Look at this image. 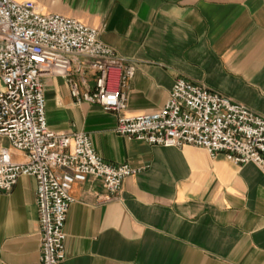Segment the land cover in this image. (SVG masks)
I'll use <instances>...</instances> for the list:
<instances>
[{"label":"crops","instance_id":"crops-1","mask_svg":"<svg viewBox=\"0 0 264 264\" xmlns=\"http://www.w3.org/2000/svg\"><path fill=\"white\" fill-rule=\"evenodd\" d=\"M22 1V0H18ZM100 30V39L134 67L122 114L163 107L183 77L264 117V0H31ZM72 65L71 79L85 83ZM47 126L89 135L105 161L138 171L118 195L89 177L71 187L60 264H264V173L194 145L161 146L114 131L116 114L76 100L65 78L43 77ZM15 161L23 152L0 134ZM0 264H40L35 180L0 191Z\"/></svg>","mask_w":264,"mask_h":264},{"label":"built area","instance_id":"built-area-1","mask_svg":"<svg viewBox=\"0 0 264 264\" xmlns=\"http://www.w3.org/2000/svg\"><path fill=\"white\" fill-rule=\"evenodd\" d=\"M100 30L59 13L43 14L31 0H0V134L26 160L15 161L0 149V191L9 192L22 175L35 180L40 235V264H60L65 257L66 215L74 201L71 187L89 177L99 179L108 199L120 193L125 177L138 171L114 164L94 150L82 131L56 132L47 126L43 77L65 78L70 94L116 114L114 131L149 145H194L211 155L264 173V117L218 91L183 77L174 80L159 110L128 116L124 92L134 67L124 63L99 37ZM84 84L70 77L72 65Z\"/></svg>","mask_w":264,"mask_h":264}]
</instances>
